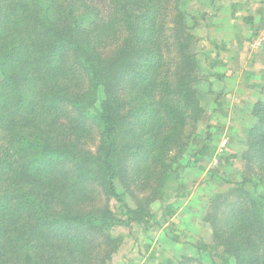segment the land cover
Masks as SVG:
<instances>
[{"label": "trees", "instance_id": "16d2710c", "mask_svg": "<svg viewBox=\"0 0 264 264\" xmlns=\"http://www.w3.org/2000/svg\"><path fill=\"white\" fill-rule=\"evenodd\" d=\"M182 3L0 0V264H107L111 228L145 224L204 113ZM251 114L205 215L235 264H264V99Z\"/></svg>", "mask_w": 264, "mask_h": 264}, {"label": "rangeland", "instance_id": "374dc122", "mask_svg": "<svg viewBox=\"0 0 264 264\" xmlns=\"http://www.w3.org/2000/svg\"><path fill=\"white\" fill-rule=\"evenodd\" d=\"M213 1L182 0V8L189 14V23H194L192 32L197 37L195 48L201 68L198 85L204 113L196 133L178 160V167L167 181L163 195L150 204L145 224L134 222L111 228L118 247L107 264H121V261L123 264H138L136 261L141 259L140 255L135 256L129 249L135 244L155 248L154 254H158L154 255L157 258L154 264L178 262L190 256L198 257L206 264H235L221 248L211 247L212 229L205 215L215 195L234 189V183L243 176L241 154L246 148L247 130L255 122L251 106L256 100L264 99V0H238L241 9L235 23L241 33L238 45L241 52L237 62L242 63L244 69L240 77L242 82H237L241 89H236L238 97L231 111L219 103L227 97L220 98L214 90V87H221L216 85V77L221 71L215 76L211 73L214 69L208 67L214 54V45L209 43L213 28L208 25V20L212 23ZM217 11L220 15L214 17V21H220L217 23L220 27L228 26L229 11L221 7ZM221 109L227 112L220 113ZM247 189L252 191L251 185H247ZM125 200L133 206L128 197ZM112 203L115 211L120 212V204L115 200ZM197 243L210 248H203L197 254ZM120 256L123 259L120 260Z\"/></svg>", "mask_w": 264, "mask_h": 264}, {"label": "crops", "instance_id": "0c3cea01", "mask_svg": "<svg viewBox=\"0 0 264 264\" xmlns=\"http://www.w3.org/2000/svg\"><path fill=\"white\" fill-rule=\"evenodd\" d=\"M239 4L240 3H238V0H214L213 1L214 7L211 12V15H213L211 19L212 23L210 22V20H208L209 23L208 25L212 26L213 28L212 34L209 33L211 34V36H209V43L210 44L212 43L214 45V47H212L214 54L212 55L211 59H209L208 61V67L214 69L211 70V73L214 74L215 76H217L219 74L218 72L221 71L220 75L216 77L217 78L216 85H221V87L220 88L217 87L216 89L214 87V90L216 92V95L219 96L220 98L224 96L227 97L223 102L220 100L219 103L222 106L225 105V107L230 108L229 111L234 109L235 106L234 101L238 97L237 95L238 92H236L237 91L236 89L237 88L239 90L241 89V84H237V82H242L240 77L242 76V72L244 69L242 63L237 62L238 55L241 52L240 50L241 48L240 46H238L240 45L241 42L240 39L241 33L240 30H238L239 29L237 27L238 25L235 23L236 17L240 12L239 9H241ZM218 7H221L222 9H227V12L229 11L228 26L220 27L217 24L220 23V21H214V17L220 15V12L217 11ZM216 44H218V46ZM218 78H221L222 80L219 81ZM219 112L223 113V112H227V110L221 109L219 110ZM147 246L148 245L145 246V245L135 244L132 245L131 248H129L131 251L135 253V256L140 255L141 259L139 261H136L138 264H154L155 262H157V258L154 257V255L158 254V253L154 254V252H156L154 251L155 248L153 249ZM141 253H143L144 255H141ZM149 255L151 256V259ZM119 258L120 260L123 259L121 258V256ZM121 264H123V261H121Z\"/></svg>", "mask_w": 264, "mask_h": 264}]
</instances>
